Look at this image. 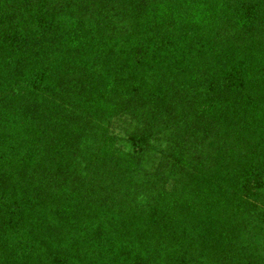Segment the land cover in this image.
Here are the masks:
<instances>
[{
  "label": "trees",
  "instance_id": "16d2710c",
  "mask_svg": "<svg viewBox=\"0 0 264 264\" xmlns=\"http://www.w3.org/2000/svg\"><path fill=\"white\" fill-rule=\"evenodd\" d=\"M0 264H264V0H0Z\"/></svg>",
  "mask_w": 264,
  "mask_h": 264
}]
</instances>
